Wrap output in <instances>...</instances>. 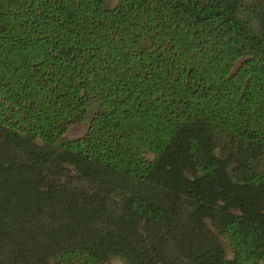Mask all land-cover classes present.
Instances as JSON below:
<instances>
[{
  "label": "trees",
  "instance_id": "obj_1",
  "mask_svg": "<svg viewBox=\"0 0 264 264\" xmlns=\"http://www.w3.org/2000/svg\"><path fill=\"white\" fill-rule=\"evenodd\" d=\"M105 1L0 0V264H264V0Z\"/></svg>",
  "mask_w": 264,
  "mask_h": 264
},
{
  "label": "rangeland",
  "instance_id": "obj_2",
  "mask_svg": "<svg viewBox=\"0 0 264 264\" xmlns=\"http://www.w3.org/2000/svg\"><path fill=\"white\" fill-rule=\"evenodd\" d=\"M117 0H106L104 3V6L107 8L113 7L116 4ZM97 105L96 104H92L90 106V108L88 109L87 115H86V119L80 123H77L76 125L72 126L66 136L69 139H75L77 137H80L81 135H83V133L85 132V130L87 129V126L89 124L90 118L92 113L95 111ZM109 264H122L120 261L114 260L111 261Z\"/></svg>",
  "mask_w": 264,
  "mask_h": 264
}]
</instances>
